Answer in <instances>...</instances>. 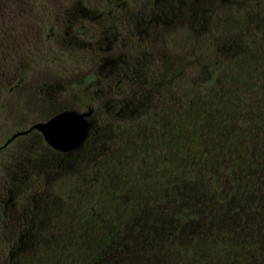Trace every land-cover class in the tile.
Masks as SVG:
<instances>
[{
    "label": "rangeland",
    "instance_id": "rangeland-1",
    "mask_svg": "<svg viewBox=\"0 0 264 264\" xmlns=\"http://www.w3.org/2000/svg\"><path fill=\"white\" fill-rule=\"evenodd\" d=\"M106 3L105 0H34L35 14L27 20L29 35L45 38L56 23L55 15L63 14L69 8L88 9L94 14L107 13L109 6ZM126 5L125 12H115L119 17V29L132 22L129 19L134 20L133 14L148 9L138 0H131ZM253 14L264 15V0H227L215 4L206 21V29L197 34L189 26L170 22L173 13H168L163 17L169 21L166 31L151 37V46L143 45L134 50L135 68L126 72L131 78H125L117 91L101 98L93 99V91L107 88L94 84V80L85 81L89 71L78 65L83 66L85 62L82 56L74 58L58 46L50 47L44 43L51 38L41 42L44 45L37 53L24 54L29 65L20 70L31 77L30 83L37 77L42 82L48 76L53 82H59V86L63 85L57 89L58 97L52 108L77 107L87 111L86 100L94 101L95 112L90 119L88 140L92 137L96 141L87 140L88 144L79 152L85 154L86 148L98 152L103 144H107L114 153L104 165L99 161L102 153L88 161L85 155L78 160L74 155L73 170L53 176L55 170L48 168V156H44L50 150L41 141L39 146H30L26 145L27 136H19L7 145L0 152V264L89 263V258L98 253L105 240L103 221L109 224L123 222L124 217L132 213L130 206L135 194L148 192L154 186L152 182L158 184L163 175L166 178L168 149L163 142V137L167 136L162 131V122L169 117L168 113L173 111L178 116L183 101L192 96L215 94L213 90L219 85L227 91L231 77L237 82L245 80L246 76L239 70L254 62L242 55L227 54L222 45L242 41L248 44V49L258 52L260 33L246 24V19ZM138 61L146 65H138ZM261 63L256 62L255 67L264 70ZM86 84L94 85L86 89ZM5 96L3 92L0 94V145L12 133L39 120L32 112L29 116L24 113L27 107L21 101L5 102ZM36 104H39L40 116L44 115L46 110L40 108L41 103ZM200 109L196 106L195 113L199 114ZM24 122L26 124L20 127ZM172 122L180 123L178 118ZM221 124L227 125V118ZM180 148V141L173 143L171 154L178 156ZM200 156L196 154L193 160L198 158L197 163H200ZM178 158L170 165L177 166ZM180 170L181 167H177L170 172L175 175ZM216 180V192L228 196L227 171H221ZM11 187L14 189L8 193ZM154 190L158 191L157 188ZM8 198H11L7 205L9 210L4 215L1 208ZM25 218L42 225L33 234L30 229L13 228L9 223L24 222ZM145 222L149 228L157 226V222L148 218ZM154 237L159 243L165 241L160 230ZM51 239L59 242L55 245Z\"/></svg>",
    "mask_w": 264,
    "mask_h": 264
},
{
    "label": "trees",
    "instance_id": "trees-1",
    "mask_svg": "<svg viewBox=\"0 0 264 264\" xmlns=\"http://www.w3.org/2000/svg\"><path fill=\"white\" fill-rule=\"evenodd\" d=\"M33 1L0 0V94L6 96L34 82L30 83L31 77L20 70L29 65L23 55L38 50V36L29 35L27 22L35 14ZM253 15L245 21L260 33L258 52L242 41L222 45L227 54L254 62L250 67H239L245 80L240 83L231 77L227 91L219 85L213 90L215 94L183 101L178 116L173 111L168 113V124L162 122L167 136L163 142L168 149L166 178L163 175L158 184L152 182L148 192L135 194L132 213L123 222L103 221V245L85 264H264V70L255 67L258 61L264 64V15ZM50 79L46 77L39 84ZM196 106L201 108L199 114L195 113ZM175 118L180 123L174 124ZM226 118L227 125L223 126L221 121ZM91 139L88 142L96 141ZM177 141L182 147L178 156L170 152ZM4 148L0 145V152ZM85 151L68 155L46 151V165L57 176L58 172L73 170L74 155L77 160L85 155L88 161L102 153L99 161L104 165L114 153L107 144L98 152L94 148ZM196 154H201L200 163L198 158L193 160ZM177 158L180 163L170 165ZM177 167H181L178 173L170 172ZM223 170L229 180L226 197L216 192V179ZM145 218L157 222L156 228H149ZM35 229L30 231L34 234ZM157 230L164 233L163 243L154 237ZM51 242L56 245L59 241Z\"/></svg>",
    "mask_w": 264,
    "mask_h": 264
},
{
    "label": "flooded vegetation",
    "instance_id": "flooded-vegetation-1",
    "mask_svg": "<svg viewBox=\"0 0 264 264\" xmlns=\"http://www.w3.org/2000/svg\"><path fill=\"white\" fill-rule=\"evenodd\" d=\"M105 1H107L106 4L109 6L107 13L100 12L94 14L88 9L76 10L73 7V9L69 8L67 11L65 10L63 14L55 15L56 23L50 28V33H47L45 38L38 36L35 42L36 48H40V46L44 45L41 44L42 41L51 38V41L48 40L44 43H47V45L49 44L50 47L56 45L74 58L82 56L85 62L83 66H81L80 63L78 65L89 71L85 75V81L94 80V84L96 83L99 87L100 85H104L107 88H99L93 91L95 94L91 95L93 99L101 98L105 94L117 91L120 86L119 84L123 83V80H126L125 78H131V75L129 76L126 72L131 68H135L133 65L134 61L132 60V56L136 52L134 50L136 48H141L143 45H146V47L151 46V37L156 36L159 32L162 34L166 31L169 21L167 22L163 17L168 13H173L170 22H177L178 24L189 26L198 34L206 29V21L213 11L215 4L224 3L227 0H138L141 1L145 7H148V9H145L144 12L133 14L131 18H134V20L129 19L128 21L132 22L127 23V26L121 27L120 29L117 25L119 17L115 12L118 10L125 12L124 7H126V4L131 0ZM175 2L177 4L173 5ZM138 14L141 16H138ZM147 43L150 44L148 45ZM137 63L141 65L139 61ZM144 65H146V63L142 62L141 66ZM89 77L93 78L91 79ZM33 81L34 82L30 85H27L29 87H25L26 89L24 88L20 92L17 91V93L11 97L5 96V102H9V100L11 102L15 100L19 102L22 100V102H25L23 104L27 107L25 114L29 116L32 112L35 114L34 116L39 119L31 123L27 128L19 131L29 130L33 124L47 121L54 115L66 110H73L78 113L90 112L86 120L89 122V125H91L90 119L95 112L93 100L90 98V100H86L85 106L87 111L80 110L77 107L54 109L52 106H54L58 97V94H56L57 89L63 87V85L59 86V82H55L56 80L53 82L51 79L49 82H43L40 85L39 83L41 81L39 77ZM35 83L37 84L35 85ZM94 84H86V89ZM38 89L40 93H38ZM34 91L35 93H33ZM37 102L41 103L40 108L46 110L42 116H40L41 112L37 109L39 104L35 105ZM132 112L134 111L132 110ZM14 133H12L11 136ZM90 133L91 130L89 126L87 137L82 145L67 152L58 151L48 145L41 132L37 129H31L27 133L19 136H27L29 138L26 145L39 146L41 141L50 151L68 155L86 146L87 140L91 135ZM14 139L8 143H6V140L2 146L6 147ZM10 200L11 198H8V201H5L3 207L4 215H6L9 210V206L7 205H9ZM4 220L7 221L6 219ZM9 223L13 224V228L14 226H21L24 229H35L42 225L41 222H36L34 220L27 221V218L24 219V222L18 221L15 223L12 221Z\"/></svg>",
    "mask_w": 264,
    "mask_h": 264
},
{
    "label": "water",
    "instance_id": "water-1",
    "mask_svg": "<svg viewBox=\"0 0 264 264\" xmlns=\"http://www.w3.org/2000/svg\"><path fill=\"white\" fill-rule=\"evenodd\" d=\"M90 112L78 113L73 110L60 112L47 121L37 122L29 130L14 133L6 143L19 135H23L31 129L41 132L48 145L62 152L74 150L85 141L89 122L86 120Z\"/></svg>",
    "mask_w": 264,
    "mask_h": 264
}]
</instances>
